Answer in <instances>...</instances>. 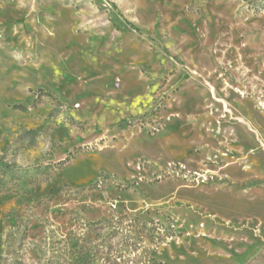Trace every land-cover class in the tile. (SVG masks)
Wrapping results in <instances>:
<instances>
[{
    "label": "rangeland",
    "instance_id": "obj_1",
    "mask_svg": "<svg viewBox=\"0 0 264 264\" xmlns=\"http://www.w3.org/2000/svg\"><path fill=\"white\" fill-rule=\"evenodd\" d=\"M0 264H264V0H0Z\"/></svg>",
    "mask_w": 264,
    "mask_h": 264
},
{
    "label": "trees",
    "instance_id": "obj_2",
    "mask_svg": "<svg viewBox=\"0 0 264 264\" xmlns=\"http://www.w3.org/2000/svg\"><path fill=\"white\" fill-rule=\"evenodd\" d=\"M12 167L9 165L4 164L2 161H0V171H5V170H11ZM10 185L0 177V194L3 192H7L10 190Z\"/></svg>",
    "mask_w": 264,
    "mask_h": 264
}]
</instances>
